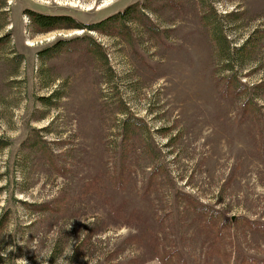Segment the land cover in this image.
<instances>
[{"label": "rangeland", "instance_id": "obj_1", "mask_svg": "<svg viewBox=\"0 0 264 264\" xmlns=\"http://www.w3.org/2000/svg\"><path fill=\"white\" fill-rule=\"evenodd\" d=\"M0 142V264H264V0H0Z\"/></svg>", "mask_w": 264, "mask_h": 264}, {"label": "trees", "instance_id": "obj_2", "mask_svg": "<svg viewBox=\"0 0 264 264\" xmlns=\"http://www.w3.org/2000/svg\"><path fill=\"white\" fill-rule=\"evenodd\" d=\"M30 17L32 20V27L34 28V31L36 33H49L53 32V30L87 29L89 31L100 32L107 35L120 33L124 36H128V34L130 33V29L128 26L129 21L143 23L150 18L149 15L145 13L143 5L138 2L130 4L123 10H119L116 13H113L112 15L92 24L78 23L77 19L70 15H48L41 12H31ZM84 37H88V34ZM84 37L82 38V40L84 39ZM70 42L71 39L65 42L59 41L54 45V47L40 51L38 56L40 55L41 59L43 60L53 58L62 51H68L69 48H67V45ZM3 145L4 144L0 142V148ZM51 161L53 163V159H51ZM29 207L38 212H44V210H46L43 207H38L35 205H30ZM5 220L6 217L0 218V227H2L3 221Z\"/></svg>", "mask_w": 264, "mask_h": 264}]
</instances>
